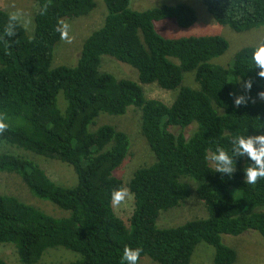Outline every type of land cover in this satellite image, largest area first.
Masks as SVG:
<instances>
[{"label":"trees","instance_id":"16d2710c","mask_svg":"<svg viewBox=\"0 0 264 264\" xmlns=\"http://www.w3.org/2000/svg\"><path fill=\"white\" fill-rule=\"evenodd\" d=\"M201 1L213 23L235 33L264 27V0ZM34 2L12 36L5 29L16 13L0 7V116L9 123L0 133V177L20 181L18 188L0 189V264H9L4 244L16 248L20 264H47L44 254L57 248L79 256L65 251L74 256L66 264H121L125 246L142 249L138 264L237 263L236 249L223 236L253 231L264 237V179L246 183L244 170L254 163L247 153L233 151L231 173L216 171L211 156L217 148L231 154L234 137L264 135V78L252 60L264 41L243 47L223 65L218 58L230 43L222 35L158 33L156 24L167 20L183 29L194 26L198 15L189 4L138 11L144 8L132 9L131 0H104V23L84 41L77 64L52 68L62 39L58 23L87 16L97 5ZM103 56L133 67L141 84L172 92L171 105L148 98L137 82L101 71ZM130 110L140 113L134 137L110 124L94 128L102 114L122 117ZM136 137L153 159L121 178L116 173L134 155ZM43 160L72 167L75 183L54 181ZM119 188L133 196L127 219L112 201ZM23 190L67 215L27 204L19 196ZM192 198L203 204L205 218L163 225L167 213L179 212Z\"/></svg>","mask_w":264,"mask_h":264},{"label":"rangeland","instance_id":"374dc122","mask_svg":"<svg viewBox=\"0 0 264 264\" xmlns=\"http://www.w3.org/2000/svg\"><path fill=\"white\" fill-rule=\"evenodd\" d=\"M97 7L87 16L72 18L68 21L69 25V37L71 42L68 40L61 39L55 46L54 57L52 68L59 66H75L78 62V56L83 48L84 41L91 35V33L99 29L103 25V19L105 17V11L107 14V8L104 0H95ZM186 3L192 6L197 15L198 22L187 29L179 27L174 21H162L156 24V29L159 34L168 37H181V36H209V35H222L230 43L229 49L219 57L223 61V65H227L228 61L233 60L235 54L243 47L250 45L261 44L264 41V27L251 30L242 34L233 32L229 28L219 26L208 17L207 10L203 5L201 0H134V4L131 0V8L135 9L141 5L144 9H138V11H144L151 9L152 6L161 5H175L177 3ZM34 0H0V7H5L20 16H30L32 9H34ZM208 15V16H207ZM63 22V21H62ZM103 22V23H102ZM27 25L31 26L29 22ZM26 29V33L30 36L34 32V28L31 33L28 31V27L21 23ZM101 71L110 73L118 79H127L139 83L145 95L150 99H156L162 101L166 104L171 105L174 100V94L169 91H165L157 86L144 85L139 82L138 72L131 66L119 62L109 56L102 57ZM62 109L65 108V103L62 102L60 105ZM136 112V113H135ZM140 121V113L135 110H130L125 116H109L107 114H102L98 121V126L104 124H110L116 126L121 131H124L134 137L133 135L138 133V126ZM196 129L194 124L190 126L187 131L191 132ZM132 150L134 155L128 157L127 160L122 165L121 169L116 173L117 176L121 178L130 177L133 171L137 170L143 163H151L153 159L152 153L146 146L145 142L136 137L133 144ZM44 162V169L46 173L56 182L64 185H73L76 181V176L72 167L54 160L52 163L46 160ZM12 185L15 188L20 186V181L17 180L12 175H4L0 177V189L3 191L5 186L9 187ZM4 192V191H3ZM20 198L27 204L38 207L43 212L53 215L55 217L66 216L67 214L59 209L57 206L50 202L33 199L24 190L19 194ZM133 196L128 191V196L119 205H115L118 215L123 219H127L133 210ZM206 213L204 212L203 204L199 202L196 198L190 199L189 203L185 205L179 212L167 213L163 217V225H176L177 223L195 219V218H205ZM223 241L225 244L232 246L236 249L238 253V261L235 264H264V237L258 232H250L246 235H241L239 237L234 236H223ZM13 247L10 244H4V247ZM3 248V247H1ZM211 248V247H210ZM51 250V249H50ZM213 250V248H212ZM68 254L79 256L73 252L65 250ZM65 251H55L49 253L45 257L46 263H68L71 261V257L67 256ZM206 251V250H205ZM204 251V252H205ZM214 251V250H213ZM5 258L8 262L12 264H20L18 254H14V251L10 248H3L2 250ZM203 258H205V253L201 250ZM39 263V262H38ZM206 264V263H205ZM207 264H212L207 262Z\"/></svg>","mask_w":264,"mask_h":264},{"label":"clouds","instance_id":"9594fccd","mask_svg":"<svg viewBox=\"0 0 264 264\" xmlns=\"http://www.w3.org/2000/svg\"><path fill=\"white\" fill-rule=\"evenodd\" d=\"M35 1V0H34ZM19 14H12L9 17L7 27L5 29L6 34L12 36L15 34V27L17 22L19 21ZM56 31L60 32L61 38L68 40L71 42L69 37V25L60 22L56 28ZM252 60L255 63L256 68H259L260 71L257 75L261 78H264V44L259 45L256 50L252 54ZM246 87L251 88V81L246 82ZM261 97H264V92L259 94ZM244 102V97H237L235 103L240 105ZM9 128V123L7 122V118L0 116V133H3ZM236 143H232L231 154L224 148H217L216 151L212 154L211 160L215 162L216 171L220 173L228 172L231 173L235 170L236 161L232 159L233 151L237 155H243L244 153L248 154L249 161L254 163L249 164V166L244 170V176L246 183L254 184L258 179H264V135H258L255 137H245V136H237L234 137ZM128 196V191L126 188H119L113 190L112 192V201L115 205H119L125 198ZM10 248L14 251V254H17L16 248L13 247H3ZM64 248H57L48 250L44 256L45 257L55 251H62ZM142 249L131 248L129 246H125L123 250V254L121 257V264H138V260L140 257ZM19 258V257H18ZM12 264V262H8ZM51 264V263H47ZM55 264H66V263H55Z\"/></svg>","mask_w":264,"mask_h":264}]
</instances>
